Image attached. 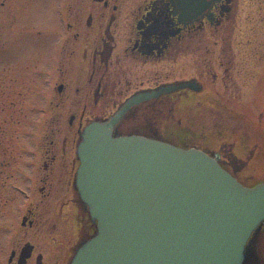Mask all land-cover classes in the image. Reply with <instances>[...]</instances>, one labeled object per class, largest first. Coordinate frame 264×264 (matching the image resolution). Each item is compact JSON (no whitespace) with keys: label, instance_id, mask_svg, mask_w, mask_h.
Segmentation results:
<instances>
[{"label":"flooded vegetation","instance_id":"obj_1","mask_svg":"<svg viewBox=\"0 0 264 264\" xmlns=\"http://www.w3.org/2000/svg\"><path fill=\"white\" fill-rule=\"evenodd\" d=\"M191 5L190 10L184 0L53 2L51 116L21 165V180L10 181L14 193L1 195L6 198L1 208L7 209L15 192L25 202L13 206L12 221L2 219L6 210L0 218L12 225L0 264H71L81 243L96 233L77 187V149L87 126L120 112L121 136L197 149L245 187L264 183L258 177H264L259 169L264 127L247 118L254 108L243 96L249 68L242 74L236 64L240 0ZM258 83L264 89L263 80ZM254 106L264 115V98L261 107ZM216 119L227 126L222 129ZM244 128L249 134H242ZM0 166L3 176L8 163L1 160ZM251 242L257 244V264H264V223Z\"/></svg>","mask_w":264,"mask_h":264},{"label":"water","instance_id":"obj_2","mask_svg":"<svg viewBox=\"0 0 264 264\" xmlns=\"http://www.w3.org/2000/svg\"><path fill=\"white\" fill-rule=\"evenodd\" d=\"M123 114L82 132L77 187L97 231L71 264H257L264 184L243 186L203 151L121 136Z\"/></svg>","mask_w":264,"mask_h":264},{"label":"rangeland","instance_id":"obj_3","mask_svg":"<svg viewBox=\"0 0 264 264\" xmlns=\"http://www.w3.org/2000/svg\"><path fill=\"white\" fill-rule=\"evenodd\" d=\"M54 1L8 0L4 6L6 0H0V162L8 163L3 176L0 174V187L4 186L0 189V201L6 199L1 195H12L10 181L21 180V165L34 150L36 142L43 138L45 123L51 116L52 62L48 40ZM236 23L233 41L237 69L243 74L249 68L243 96L248 99L247 104L254 107L249 109L247 118L252 122L262 121L264 127V115L254 106L261 107L264 98L263 84L258 83L259 79L264 82V0H240ZM254 68L255 71H251ZM216 121L222 129L227 126L223 121ZM232 121L235 129L236 120L233 118ZM247 131L244 128L242 134H249ZM261 165L260 172L264 169V164ZM258 177L259 180L264 178L263 175ZM16 194L7 209L0 206V218L6 210L7 217L2 219L12 221L9 214L13 206L23 205L24 196ZM2 219L0 251L7 249L12 241L11 222L6 225Z\"/></svg>","mask_w":264,"mask_h":264}]
</instances>
